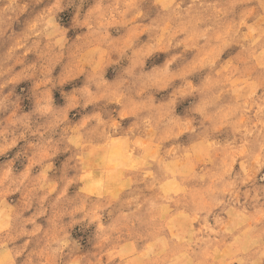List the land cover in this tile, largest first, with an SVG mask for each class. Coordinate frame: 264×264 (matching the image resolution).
I'll list each match as a JSON object with an SVG mask.
<instances>
[{
    "label": "clouds",
    "instance_id": "obj_1",
    "mask_svg": "<svg viewBox=\"0 0 264 264\" xmlns=\"http://www.w3.org/2000/svg\"><path fill=\"white\" fill-rule=\"evenodd\" d=\"M0 264H264V0H0Z\"/></svg>",
    "mask_w": 264,
    "mask_h": 264
}]
</instances>
